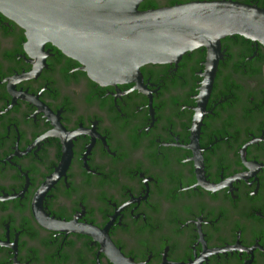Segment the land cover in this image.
Instances as JSON below:
<instances>
[{"label":"flooded vegetation","instance_id":"1","mask_svg":"<svg viewBox=\"0 0 264 264\" xmlns=\"http://www.w3.org/2000/svg\"><path fill=\"white\" fill-rule=\"evenodd\" d=\"M210 69L103 85L0 12V264H264V46Z\"/></svg>","mask_w":264,"mask_h":264},{"label":"water","instance_id":"2","mask_svg":"<svg viewBox=\"0 0 264 264\" xmlns=\"http://www.w3.org/2000/svg\"><path fill=\"white\" fill-rule=\"evenodd\" d=\"M144 0H0V12L31 42L52 43L103 85L136 80L145 64L178 63L206 48L211 80L221 40L242 35L264 46V7L235 0H194L141 10ZM113 260L135 264L119 252Z\"/></svg>","mask_w":264,"mask_h":264},{"label":"trees","instance_id":"3","mask_svg":"<svg viewBox=\"0 0 264 264\" xmlns=\"http://www.w3.org/2000/svg\"><path fill=\"white\" fill-rule=\"evenodd\" d=\"M189 1H194V0H144L140 4V9L141 10L154 9V8H159L162 6H170V5H175L178 3H185V2H189ZM164 2L166 4H164ZM245 3H251V2H249L248 0H245ZM257 5L260 7H264V4H260V5L257 4Z\"/></svg>","mask_w":264,"mask_h":264}]
</instances>
